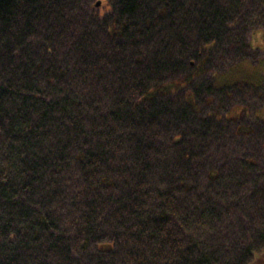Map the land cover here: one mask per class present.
Masks as SVG:
<instances>
[{"label":"trees","instance_id":"trees-1","mask_svg":"<svg viewBox=\"0 0 264 264\" xmlns=\"http://www.w3.org/2000/svg\"><path fill=\"white\" fill-rule=\"evenodd\" d=\"M96 2L0 0V264H264V0Z\"/></svg>","mask_w":264,"mask_h":264},{"label":"rangeland","instance_id":"rangeland-1","mask_svg":"<svg viewBox=\"0 0 264 264\" xmlns=\"http://www.w3.org/2000/svg\"><path fill=\"white\" fill-rule=\"evenodd\" d=\"M263 45H264V43H263ZM254 70H255V66L253 64H249V63L246 64L245 63V65L243 64L238 70L236 69L233 73H230L228 78L230 79V81H232V80L242 78L244 76L249 77L254 72Z\"/></svg>","mask_w":264,"mask_h":264},{"label":"water","instance_id":"water-1","mask_svg":"<svg viewBox=\"0 0 264 264\" xmlns=\"http://www.w3.org/2000/svg\"><path fill=\"white\" fill-rule=\"evenodd\" d=\"M97 6H100L102 5V0H98L97 3H96Z\"/></svg>","mask_w":264,"mask_h":264}]
</instances>
